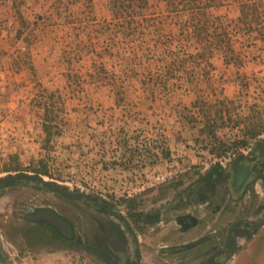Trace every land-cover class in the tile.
<instances>
[{
	"label": "rangeland",
	"instance_id": "rangeland-1",
	"mask_svg": "<svg viewBox=\"0 0 264 264\" xmlns=\"http://www.w3.org/2000/svg\"><path fill=\"white\" fill-rule=\"evenodd\" d=\"M142 14L152 19L150 33L142 40L138 19L140 34L125 39L108 0H0V177L31 174L108 200L138 235L140 264H197L196 250H165L215 229L198 225L183 235L175 221L205 219L209 210L197 203L201 179L217 165L229 173L264 139V42L236 21L235 2L211 11L224 18L232 53L212 50L204 58L162 4L150 0ZM168 69L169 79L159 83ZM45 106L51 133L60 131L48 143ZM223 180L213 191L222 196V238L262 197L249 187L236 206L232 197L241 192ZM59 201L25 182L0 188L7 257L13 264H106L102 247L89 245L85 205L62 203L77 214L75 249L31 223L32 211ZM222 264H264V225Z\"/></svg>",
	"mask_w": 264,
	"mask_h": 264
},
{
	"label": "flooded vegetation",
	"instance_id": "flooded-vegetation-1",
	"mask_svg": "<svg viewBox=\"0 0 264 264\" xmlns=\"http://www.w3.org/2000/svg\"><path fill=\"white\" fill-rule=\"evenodd\" d=\"M263 141L264 139L259 141L247 156L236 158L231 165L232 170L229 173L225 174L222 167L221 170L213 168L201 179L200 189L197 191V203L199 204L198 207L203 210H209L207 215L205 213V219H198L197 221L195 216L187 214L177 217L175 221L180 228V233L183 235L190 236V232L198 225H202V228L206 227V225L209 227L213 225L214 227L216 226L215 229L198 240L194 239L183 243L181 249H173L172 251L171 249H166L167 251L165 250V252L181 254L184 251L193 249L197 251V256L200 258L197 264H222L224 259L230 257L231 252L234 251L240 241H246L263 227L264 223L259 226L258 224L264 221V150H256V147ZM221 179H224L223 183L227 189L241 192L238 200L234 196L232 197V204L236 206H242L241 202L246 193H248L249 187L254 190V194H258L260 191L262 195L256 209L252 213H247L246 216L230 222L223 238L221 229L218 227L223 210L222 196L220 195L216 198L213 193L216 183ZM17 182L21 181H10L0 185V188ZM31 185L60 200L57 203L60 205L43 206L32 211L30 216L31 223L44 225L52 230L54 243L63 241L67 249L76 248L77 241L74 236L72 219L77 218V214L74 208L66 209L62 203H77L85 205L91 211L93 230L90 233L89 245L92 249H97L99 246L102 247L101 249H103L107 259L106 264H140L141 252L137 239L138 235L132 229L127 218H124L108 200L98 196L72 192L62 187L70 197L64 198L51 190L43 189L38 183L29 182L28 187ZM256 187L258 191H256ZM226 195L229 196V194ZM212 199H214L213 203H211ZM253 216L256 218L252 219ZM0 264H13L1 246Z\"/></svg>",
	"mask_w": 264,
	"mask_h": 264
},
{
	"label": "trees",
	"instance_id": "trees-1",
	"mask_svg": "<svg viewBox=\"0 0 264 264\" xmlns=\"http://www.w3.org/2000/svg\"><path fill=\"white\" fill-rule=\"evenodd\" d=\"M14 2V0H13ZM150 0H108L110 16L113 20L122 23L121 35L125 39H134V36L141 30V38L146 37L150 32V21L142 15L149 7ZM235 2L237 8L236 21L243 25L246 32L255 31L258 38L264 42V3L253 0H156V3L162 4L167 16L173 19L181 36L185 37L193 45L196 52L195 56L204 58L206 52L217 50L226 53H232L228 33L224 27V18L214 16L211 11L222 8L227 4ZM14 5V4H13ZM141 19L139 29L133 27L137 24L136 20ZM140 34V33H138ZM171 35V32L166 33ZM172 36V35H171ZM174 37V36H172ZM154 57V53H152ZM194 55L188 54L190 64H195ZM170 69L159 73L158 82H167L170 75ZM45 142L48 143L52 136H57L60 131L51 133V125L48 119V108L44 107V121L42 124ZM217 170L221 167L217 165ZM46 173L38 172L37 175Z\"/></svg>",
	"mask_w": 264,
	"mask_h": 264
},
{
	"label": "water",
	"instance_id": "water-1",
	"mask_svg": "<svg viewBox=\"0 0 264 264\" xmlns=\"http://www.w3.org/2000/svg\"><path fill=\"white\" fill-rule=\"evenodd\" d=\"M256 150H264V141L259 146L256 147ZM10 181H21V182H25L27 185L29 182L38 183L43 189L51 190L52 192L57 193L64 198H70L62 187L44 181L39 176H35L31 174H18V175H7L4 177H0V185L6 184ZM262 223H264V221L259 223L258 226L261 225Z\"/></svg>",
	"mask_w": 264,
	"mask_h": 264
}]
</instances>
